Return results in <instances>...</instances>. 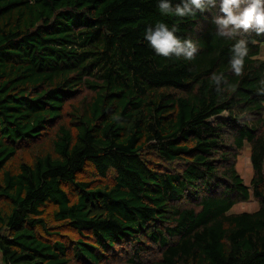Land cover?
<instances>
[{"label": "trees", "instance_id": "16d2710c", "mask_svg": "<svg viewBox=\"0 0 264 264\" xmlns=\"http://www.w3.org/2000/svg\"><path fill=\"white\" fill-rule=\"evenodd\" d=\"M157 21L193 60L154 53ZM215 31L157 0H0L2 264H264V35L236 75Z\"/></svg>", "mask_w": 264, "mask_h": 264}, {"label": "clouds", "instance_id": "9594fccd", "mask_svg": "<svg viewBox=\"0 0 264 264\" xmlns=\"http://www.w3.org/2000/svg\"><path fill=\"white\" fill-rule=\"evenodd\" d=\"M157 7L162 16L178 18L211 12L215 35L235 41L230 48L229 65L236 75L242 73L244 58L249 51L248 41L237 37L250 32L264 35V0H157ZM179 31L175 23L169 26L164 21H157L145 28L143 39L158 56L193 60L198 45L193 38L178 35ZM211 79L217 92L222 91L223 73H213Z\"/></svg>", "mask_w": 264, "mask_h": 264}, {"label": "rangeland", "instance_id": "374dc122", "mask_svg": "<svg viewBox=\"0 0 264 264\" xmlns=\"http://www.w3.org/2000/svg\"><path fill=\"white\" fill-rule=\"evenodd\" d=\"M259 57L264 60V44L261 45V52H260ZM226 116H227L226 113L221 115L222 118H225ZM248 150L249 148L246 145L243 150L239 151V155L237 157V161L235 165L236 170L239 172V174L243 178V181L246 185H249L250 179L252 177V167L250 164ZM20 160L28 161L25 155L23 157L20 156V158H18V160L16 161H20ZM110 174L111 173H109L108 175L109 177L111 176ZM87 175H90V173L89 174L87 173ZM257 208H258V203L255 201V199L250 198L248 201L238 202L234 204L231 211L232 212L254 211ZM0 264L2 263L0 262Z\"/></svg>", "mask_w": 264, "mask_h": 264}]
</instances>
